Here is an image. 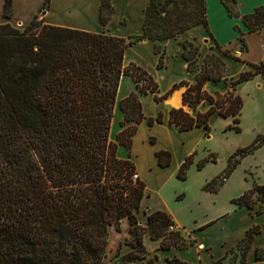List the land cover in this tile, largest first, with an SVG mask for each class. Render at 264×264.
Returning <instances> with one entry per match:
<instances>
[{
  "label": "trees",
  "instance_id": "1",
  "mask_svg": "<svg viewBox=\"0 0 264 264\" xmlns=\"http://www.w3.org/2000/svg\"><path fill=\"white\" fill-rule=\"evenodd\" d=\"M221 1L229 15H237V0ZM10 9L11 0H5L6 16ZM206 11V0H148L141 33L126 37L54 25L37 15L22 29L0 22V264H103L108 225L118 224L125 214L130 217V232L139 241L144 227L137 223L135 210L145 182L131 176L135 172L130 157L135 125L123 126L117 141L108 133L122 73L132 76L137 90L119 100L124 112L121 125L126 119L138 122L144 117L139 93L150 91L160 100L167 92L159 93L157 81L141 65L134 61L124 65L123 54L137 39L148 38L159 54L157 65H162L164 40L198 23L208 28ZM111 12V0H100L103 25ZM241 20L248 30L259 29L264 25V5L242 14ZM182 45L187 67L195 68L198 46L190 39ZM225 65L215 52L206 54L195 82L184 90L183 100L192 107L204 98L212 104L194 115L181 106L171 107L169 123L179 129L201 125L209 130V114L214 110L239 122L243 99L237 85L257 72L264 77V62L242 70L223 92L203 89L207 79L228 80L223 75ZM162 116L159 110L148 116L147 122L162 121ZM234 126L239 130V125ZM263 142L264 134H259L251 143L236 148L224 170L203 187L217 191L240 158ZM118 143L127 147L126 157L117 155ZM156 155L161 166L171 161L168 149L160 148ZM190 161L191 155H187L178 176L185 177ZM232 201L248 207L259 202L256 212H261L264 183H255ZM170 223V215L156 209L148 213L146 228L152 237H161L163 247L191 243L179 230H169ZM259 228L253 224L246 229L241 262L246 260ZM132 242L135 249L122 256H144L136 251L143 249L139 242ZM256 257L260 255L256 253ZM151 263L152 258L147 261ZM166 264L192 263L168 258Z\"/></svg>",
  "mask_w": 264,
  "mask_h": 264
},
{
  "label": "crops",
  "instance_id": "2",
  "mask_svg": "<svg viewBox=\"0 0 264 264\" xmlns=\"http://www.w3.org/2000/svg\"><path fill=\"white\" fill-rule=\"evenodd\" d=\"M4 2L5 0H0V20ZM111 3V16L105 25L101 23L99 17L100 0H49L47 3L45 0H11L9 19L17 18L18 21L26 23L34 15L40 13L44 22L54 25L90 31L104 30L124 37L141 33L144 9L148 0H111ZM257 5H264V0H237L235 4L237 15L231 16L221 0H206L208 28L198 23L179 32L176 37L166 38L163 62L160 66L157 65L159 54L155 51L153 40L139 38L125 48L123 64L134 61L141 65L157 81L159 93L167 92L160 100L154 99L153 92L139 93L144 117L138 122L126 119L121 125L120 121L124 118V112L119 106V100L137 88L129 73H122L119 79L109 137L117 141V133L123 126L135 125V131L131 136L130 157L134 162L139 179L146 181L149 174L163 177L167 165L160 166L157 162L156 150L160 148L171 152L170 162L173 164V170L171 169V173L166 175L169 177L177 167L179 168L185 156L193 152L198 137L206 131L201 125L179 129L176 124L168 122V116L170 108L176 106L172 102L173 94L177 92L180 99L183 98L184 90L189 84L195 82L196 72L204 63L208 51L219 53L218 42L227 44L230 50L234 51L236 57L224 53L221 56L227 65L225 76L228 79L237 77L242 70L252 68L256 62H264V25L259 29L248 30L241 20L242 14L252 11ZM233 27L238 30L235 31ZM240 32L245 41L244 48H240L238 38ZM185 39L192 40L198 46L195 68H188V61L183 56L182 41ZM249 79H260L259 72ZM226 81L223 78L207 79L203 84V89L209 93H214L216 90L223 92L228 87ZM174 83L178 85L173 86ZM211 104L209 99L204 98L196 107H190L186 111L194 115L197 110H206ZM182 106L184 107L183 103ZM159 110L163 114L162 121L149 124L147 117L156 115ZM217 114H219L218 111L214 110L209 114V119ZM152 136L153 140H151ZM116 152L119 157L128 155V149L122 143H118ZM204 184L200 187V192L207 191L212 194L216 192L206 190L203 187ZM161 185L159 183L158 188ZM156 209L166 211L176 229L183 236H191V243L184 247L161 246V237H152L146 228L148 213ZM237 209L233 214L231 209L212 215L204 213L201 217L195 216L192 224L186 226L175 211L169 209L164 203L148 202V195L144 192L135 210L137 223L144 227L139 241L130 232L131 222L127 214L119 218L118 224L110 223L107 238L109 256H105L104 264H116V258L135 249L136 246L132 241L136 240L144 249V256L131 258L123 264H147L150 258H152L151 264H166L168 258H178L192 264H210L213 259L222 256L227 248L253 224H258L260 228L247 251L246 261L247 263L264 264V257L255 261L256 256L254 255L255 247H264V210L251 213L253 208L246 205L238 206ZM235 217H238V220L234 222Z\"/></svg>",
  "mask_w": 264,
  "mask_h": 264
},
{
  "label": "rangeland",
  "instance_id": "3",
  "mask_svg": "<svg viewBox=\"0 0 264 264\" xmlns=\"http://www.w3.org/2000/svg\"><path fill=\"white\" fill-rule=\"evenodd\" d=\"M36 15L38 16V19H41L44 22L40 13H37ZM1 16L0 22L8 21L13 26L21 29L27 24V22L22 23L21 21H18L17 18H12V20L9 19L10 16L5 15V10H2ZM233 29L235 31L238 30L235 27H233ZM238 38L240 48H244L245 41L242 32H240ZM217 44L219 53L215 52L216 54L222 56L223 51L228 49L225 54L236 57L234 51H231L227 44L219 42ZM211 52L212 51H208L207 53ZM208 61L210 62L211 59L209 58ZM253 67L254 66H252V68ZM226 73L227 65H225L223 75ZM259 75L260 79H249L237 85V91L243 99L240 120L238 123H234L231 116L223 117L219 114L214 116L210 115L211 118L208 120L210 129L206 130L202 136L198 137L193 152L187 154L191 155V161L184 169L185 177L177 175L178 167L169 177H166V175L173 170V164L171 162L169 165L167 164L163 177H160L159 175L154 176L153 174L147 176L146 181H144V192L148 195V202L156 204L164 203L169 209L175 211L180 220L186 226H190L195 216L201 217L204 213L212 215L214 213L230 211L231 209V213L233 214L238 210V205L232 201V198L250 188L255 183L264 182L263 142L252 152H249L240 158L234 169L219 186L218 191L214 194L207 191L200 192V187L206 182V180L211 179L214 175H217L224 170L228 159L230 161L233 159L229 158V155L236 148L245 146L251 143L257 135L264 134V84L262 83L264 82V77L261 72H259ZM226 82L227 85H229L230 79ZM180 101H182L184 105V107L182 106L184 110H189L190 107H192L185 102L183 98L180 99V97L179 101L175 104V107L181 106ZM235 124L239 125V130L235 128ZM109 134L110 128L108 135ZM153 139L154 137L152 136L151 140ZM138 178L139 177H137V179ZM159 183L162 185L158 188ZM258 206L259 202H256L252 207L253 209L251 210V213H256ZM262 209L264 210V203L262 204ZM237 220L238 217H235L234 222ZM256 233H254L253 238ZM245 234L246 230L237 241L227 248L222 256L213 259L210 264H254L252 262L247 263V254L245 256L246 260L241 262L243 249V242L241 243V240L245 238ZM184 237L186 241L191 239V236L189 235H185ZM253 238L250 242V246ZM107 248L106 245L103 264L105 256H109ZM136 251L140 254L144 252L141 248H138ZM256 253H258L260 257H255V261L262 259L264 257V247H255V256ZM128 260L129 259L126 256H119L115 259V263L123 264L127 263Z\"/></svg>",
  "mask_w": 264,
  "mask_h": 264
},
{
  "label": "built area",
  "instance_id": "4",
  "mask_svg": "<svg viewBox=\"0 0 264 264\" xmlns=\"http://www.w3.org/2000/svg\"><path fill=\"white\" fill-rule=\"evenodd\" d=\"M137 177H138L137 172L132 173V178L133 179H136ZM168 229L169 230H176L175 224L174 223H170L168 225Z\"/></svg>",
  "mask_w": 264,
  "mask_h": 264
},
{
  "label": "bare ground",
  "instance_id": "5",
  "mask_svg": "<svg viewBox=\"0 0 264 264\" xmlns=\"http://www.w3.org/2000/svg\"><path fill=\"white\" fill-rule=\"evenodd\" d=\"M179 101V94L176 92L175 94H173L172 96V102L175 105L177 102Z\"/></svg>",
  "mask_w": 264,
  "mask_h": 264
},
{
  "label": "water",
  "instance_id": "6",
  "mask_svg": "<svg viewBox=\"0 0 264 264\" xmlns=\"http://www.w3.org/2000/svg\"><path fill=\"white\" fill-rule=\"evenodd\" d=\"M180 103L182 104V101H180Z\"/></svg>",
  "mask_w": 264,
  "mask_h": 264
}]
</instances>
